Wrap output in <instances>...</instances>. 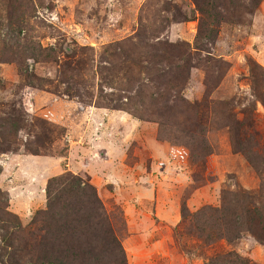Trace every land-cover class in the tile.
<instances>
[{
  "label": "rangeland",
  "instance_id": "1",
  "mask_svg": "<svg viewBox=\"0 0 264 264\" xmlns=\"http://www.w3.org/2000/svg\"><path fill=\"white\" fill-rule=\"evenodd\" d=\"M217 14L193 0H0V264H35L46 185L65 173L96 193L117 243L93 264H264L253 234L206 238L218 215L199 214L264 195V0ZM169 46L185 51L179 70Z\"/></svg>",
  "mask_w": 264,
  "mask_h": 264
},
{
  "label": "trees",
  "instance_id": "2",
  "mask_svg": "<svg viewBox=\"0 0 264 264\" xmlns=\"http://www.w3.org/2000/svg\"><path fill=\"white\" fill-rule=\"evenodd\" d=\"M193 1L199 13L218 23L217 8L223 0ZM167 51L174 57L168 59V63L174 70H179L182 61L180 57L185 51L178 46H169ZM148 70H151V67ZM177 77L176 74L173 79ZM165 82L167 87L173 83L170 79ZM241 149L245 151V148ZM46 195L47 211L41 215L44 217L42 221L46 227L43 228L40 249L36 256L32 257L35 264H93L97 255L96 246L110 243L117 247L96 193L81 178L69 173L53 177L47 182ZM263 197V189L255 193L238 190L227 193L220 208L205 207L199 212L200 215L204 216L208 212L218 215L214 219V224L207 227L208 234H205V237L216 234L217 237L231 241L237 236L238 231L247 230L264 243ZM239 214L240 216H237ZM62 215L65 217L63 221L60 219ZM236 218L240 220L237 226ZM95 232L99 235L96 236Z\"/></svg>",
  "mask_w": 264,
  "mask_h": 264
}]
</instances>
